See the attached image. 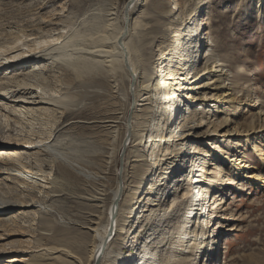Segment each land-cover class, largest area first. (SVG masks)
<instances>
[{"label":"bare ground","instance_id":"bare-ground-1","mask_svg":"<svg viewBox=\"0 0 264 264\" xmlns=\"http://www.w3.org/2000/svg\"><path fill=\"white\" fill-rule=\"evenodd\" d=\"M28 1V4H31L30 0ZM51 1L42 0L41 5ZM230 1L232 0H221L220 3ZM205 3L208 1L128 0L121 6L120 11L117 10V7L110 8L105 21H98L99 23L80 21V26L85 30L88 28V44L84 42L76 45L74 40L78 34L75 29L77 26L73 28L76 23L70 21L60 23V19L56 17L64 12L63 3H59L56 7L59 10H48L49 15L40 20L38 25L48 23L47 26H51L48 32L41 33V30L38 33L34 29L37 34H33L30 29H18L17 25L5 32L6 39L0 43V91L4 92L3 98L10 96L5 100L11 99L7 101L15 112L35 111L41 114L48 112L63 114L60 108L64 106L62 105L63 101L69 98L70 84H67V81L62 82L60 75H53L64 89V92L57 97L53 96V93L48 94L45 88L46 81L43 77V80L36 82L48 63V65L51 64L50 69L56 68L57 72L64 71V74H68L76 81H80V78L83 77L82 68V70L86 69L85 75L90 76L91 80L107 81L111 89L114 90L112 94L115 95L112 98L116 102H123L116 94L119 87H122L126 93L123 111L122 109L121 112L112 110L108 117L92 121H76V115H74L70 119L73 121L64 125L65 127H92L109 133L107 149L101 156L103 165L99 173L96 172L98 173L97 179L103 181L95 184V187L89 188L90 193H86L83 198V201L93 209L86 214L83 224L79 225V228L86 231L83 234L89 237V243L86 241L75 242V240L72 243L65 240L61 241L62 243L59 242L60 244L50 245L51 247L39 246V250L36 251L38 253L34 251L36 254L32 256L33 259H27L23 264H43L44 260L51 261V264H101L109 254L107 252L111 247L113 251L111 257L106 258V264H123L125 262L123 249L125 248L128 251L130 249L135 252L139 251L140 255L135 264H147L145 258L147 250H151L157 257L153 264H217V241L219 239H222L225 245L221 249L224 250V253L227 252L229 246L225 243V239L228 238L233 228L229 227L226 222L231 221V217L227 214V208H223L224 196H218L220 197L218 200L214 194L208 197L206 183H210L212 186L216 184L212 180L211 170L209 172L208 169H205L207 174L195 186V194L186 204L181 218L176 223L174 222L172 227H169L175 220L178 199H186L189 194L190 190L186 183L188 177L190 176L189 181H192L195 176L192 177L190 174L202 171L205 164L209 165V161L205 158L196 157L197 148L193 147V144L203 136L196 131L205 127L203 126L205 122L206 126L213 128L212 132L220 127L226 128L228 122L231 121L225 117L207 119L206 116H215L212 113L221 115L230 106L229 104L235 103L236 96L248 99L252 93L248 87L244 90L240 89L239 85L245 84L246 80L235 74L234 70L237 68L240 70V67L233 63L229 53L222 51V40H216V36H214L216 32L205 33V28L210 25L207 21L209 18L204 20V17L198 16ZM173 4L174 9H171ZM36 5L38 4L36 3ZM242 8L240 6L236 8L238 9L237 14L241 13ZM175 9L178 12V19L181 20L180 23L177 19H173ZM250 9L257 14L259 24L264 27V0H254ZM150 13L154 14L155 19L148 26V23L143 22V18L148 17ZM163 13L167 15V21L159 18ZM118 14L121 17L119 25L116 22ZM195 19L196 27L192 29L191 24ZM68 20L70 19L68 18ZM68 28H70L69 32ZM165 28L169 29L167 31L171 33L162 34ZM168 36H172L173 41L170 43H167L169 42ZM31 37H34L32 45L28 40ZM156 42L160 55L158 60L168 62L170 65L166 72L158 77H153L155 76L154 71L146 64L147 59L140 54L139 48L143 45L154 46ZM173 45H177V47L172 52ZM199 62L202 63L198 65ZM54 63H58L59 66H52ZM57 72H55L56 75ZM243 73L245 72H240L242 75ZM16 79L18 82H22V87L18 85L17 90L14 91L5 86L7 82V84H10L11 81L16 83ZM209 87H211V93L205 91ZM241 91L244 94L238 95ZM253 94V104L248 105L249 111H253L249 121L244 120L239 126L234 125L236 130L226 129V134L233 135L236 139L244 135V138L250 140L257 139L259 134L264 133L262 101L255 91ZM181 104H183L182 107ZM215 104L218 106H214ZM217 111L219 112L217 113ZM151 112H153V117L155 115L158 117L154 118L156 121L154 124L149 122V118L152 116ZM262 117L263 119H261ZM161 120L163 122L158 125ZM5 135L3 130L0 131V227L6 224L10 228L8 230L0 229V240L10 237V234L26 235L31 238L30 234L22 233L26 229H29L30 232L32 230L33 222L29 220V216L33 217L38 211L35 210L38 208L37 204L42 202V196L56 197L60 191H58V178L50 173H44L40 168V170H33V167H29V160L37 159L39 161L41 156L39 152L44 150L51 152L56 142L45 143V141L39 140L37 143L30 139L17 140ZM248 145L250 144L248 143ZM117 147L119 150L114 162L116 171L112 175L114 187L107 189L109 187L107 183H110L111 180L108 178L111 175L110 162ZM186 147H189V152L185 150ZM60 149H55L56 154L54 153L53 156L66 164L61 162L58 165V172H56L67 177L71 174L72 177L75 175L72 174L73 171H69L64 166H73L72 160L69 159L70 156L66 155L67 152L65 154V151ZM211 149H213L212 157L216 158V161L224 160L226 162L223 174L229 175L228 173H230L233 178L244 179L249 183L264 187V175L256 176L257 174L255 175L253 172L257 168L253 164L246 166L242 160L244 157H241L239 152L230 156L227 150L222 149L221 146L218 148L214 146ZM213 152L217 155L221 154V156L217 158ZM121 153L125 165L119 174L117 162ZM145 153L149 156V164H145L141 159ZM188 157L191 158V170L186 176H183L182 170ZM131 158H134L132 162L137 164V166H132L136 172H132L130 176L135 185L131 188V192L129 191L130 193L125 195V183L128 179H126L125 168ZM55 161L57 162V160ZM75 161L77 160L75 159ZM91 161L80 163L79 166L83 169L93 167L94 165L90 164ZM219 163L222 164L221 161ZM73 169L75 168L73 167ZM242 171H246V173L242 174ZM80 183L82 184V182ZM157 183L158 188L154 189ZM180 186L182 188L178 191ZM107 196L110 197V202L105 207ZM205 204L208 206L205 207ZM152 217L156 219L157 223L155 227L152 226L154 229L150 233L151 235L146 237L145 234L138 241V237L143 234ZM38 222L40 223V220ZM136 224L139 225L137 229H134ZM1 237L3 238L1 239ZM79 238L81 239L80 235ZM10 245L9 242L1 246L0 253H16L17 251L13 252L12 249L7 248ZM9 262L13 263L14 261L11 259ZM222 264L228 263L225 261Z\"/></svg>","mask_w":264,"mask_h":264},{"label":"rangeland","instance_id":"rangeland-1","mask_svg":"<svg viewBox=\"0 0 264 264\" xmlns=\"http://www.w3.org/2000/svg\"><path fill=\"white\" fill-rule=\"evenodd\" d=\"M127 1L128 0H59V1L52 0L51 2H47L48 4L45 3V5H41L42 0H34V1L30 0L31 4H28L29 3L28 0H0V28L2 26L1 28L2 30L0 29V43H2L6 39V37H4V35L6 34L5 32H8L10 28L16 27V25L18 26L17 27L18 29L20 28H24V29L26 28L27 30L30 29L31 33L33 34L36 31L40 33L41 30H42L41 33L48 32L51 26H47L49 25L48 23L46 24L44 23L43 25H38L40 20H42L43 17H45L46 15L47 16L49 15L50 12L48 13V10L51 11L53 9H57L56 7L59 5V3L61 4L63 3V6L65 7L64 12L62 13L63 15L60 14L57 15L56 17L60 19V23L62 21L63 22L70 21L72 23H76L75 25H73V28L77 26V28L75 29H77L76 32L78 34L76 35V38L74 40L75 41L74 43L76 45H78L79 43L83 44L84 42L88 44L87 42V40L89 39V37L87 38V36H89V34H87L88 28H86L85 30L84 27L80 26V21L83 20L87 23H90L92 21L93 23H99L101 21H105L107 19L106 18V15L108 13L107 11H109L110 8L117 7V10H119L121 9V6H123ZM207 1L208 3H205V6L198 15L199 17L200 16L204 17V20L206 18H209L207 21L209 22L210 25L209 27L205 28V33L211 31L216 32L214 34V36H216V40L217 39L222 40V51L229 53L231 55L232 60L234 61L233 63L240 67V70L239 68L234 70L235 74L245 78L246 80L245 84L241 83L243 85L241 86L239 85L240 89L244 90V88L248 87V89L251 90L252 93L250 94V97L248 99L241 98L242 96L241 97L236 96L234 100L235 103L229 104L230 105L229 107L225 105L227 109L221 115L212 113L215 116L212 115H211L212 117L206 116L207 119L208 118L220 119L225 117V119L231 121L228 122L226 128L220 127L217 128L215 132H212L213 128L211 129L210 126H206L205 125L206 122H205L203 123V126L205 127L200 128L196 131V133L203 135L201 139L195 141V144H193V147L197 148L196 157L205 158L207 161H209V165L205 164L204 165L205 168H203L202 171L200 172L197 171L195 173L193 171L194 173L190 174L192 177L195 176L192 178V181H189L190 176L187 179L188 182H186L187 180L185 181L190 190L189 194L187 195L186 199L184 198L182 200L178 199L179 204L178 203L177 204L179 206L177 205V209L175 210V220L172 221L169 227L170 226L172 227L178 221V219L181 218L182 213H184L186 204H188V202L193 198V195L195 194L196 191L194 189L195 186H197L200 183V181H202L203 177H205V175L207 174L206 173L207 171H205V169H208L209 172L211 170L212 180L215 181L216 184L212 186L210 185V183L205 182L207 184L206 187L209 192L208 197L214 194L218 200L220 198L218 196L220 195L224 196L223 201L225 202V204H223L224 205L223 208L225 207L227 208V212H228L227 214L228 216L231 217L230 218L231 221L226 222V224L229 225V227L232 226L231 228H233V231L229 234L228 238L225 239L226 240L225 243L229 246L226 253H224V250L221 249L225 247L222 239H219V241H217L216 259L218 261L217 260L215 261H217V264L225 263V261L228 264H264V187H262L261 185L249 183L247 180L245 181L244 179L242 180L240 178H233L230 173H228L229 175L223 174V172H225L224 168L226 162L224 160H220L222 164L219 163L220 161L218 162L215 160L216 158L212 157V152H211L213 150L211 148L214 146H216L217 148L221 146L222 149L227 150V153L230 156H233L235 153L238 154L239 152V155H241V157L242 156L244 157L242 160L245 162L246 166L253 164L257 168V170L253 172L255 175L257 174L256 176L264 175V133L259 134L257 139L252 138L250 140L249 138H244L243 137L244 135L241 138L236 139L235 137H233V135H228L225 133L226 129L229 128L233 130L234 125L239 126L241 123H243L244 120L249 121V118L251 117L250 115L251 113H253V111L252 110H250L252 112L249 111L248 105L253 104L252 100L254 98V94H253L254 91L258 94L260 101H262L261 108L264 110V27L263 25L259 24L258 22L259 19L257 18V14L254 11L252 12L251 10L252 8L250 9V6L252 7L254 0L252 1L232 0L230 2H224V3H220L221 0H207ZM36 3L39 6L36 5ZM239 6L243 8L241 13L237 14L238 9L236 8L237 7L239 8ZM170 8L174 9V4L171 5ZM68 18L70 20H68ZM159 18L164 21L168 20V17L165 13H163ZM154 19H155L154 14L150 13L148 17L143 18V22L145 24L148 23L149 26L151 22L154 21ZM173 19L175 20L177 19L179 23L181 21L179 20L180 18L178 19V12L176 11V9L173 11ZM116 22L118 23V25L121 23V17L119 16V14L117 16ZM23 24H25L26 26ZM191 26L192 29L196 27V19L195 21L193 20ZM70 28H68V32ZM182 29H184V27H182ZM167 30L169 29L165 28V31H163L162 34L168 35V33H171L168 32ZM171 37L168 36L169 42L167 43L173 41ZM28 40H30L32 45V41L34 40V37L28 38ZM157 45L158 43L156 42L154 46L149 47L143 45V47L139 48L140 54L143 56V58L147 59L146 64L154 71L155 76L153 77H158L160 74L166 72L168 66L170 65V64L168 65V62H163L162 60L160 61L158 60L160 55L158 51L159 48L157 47ZM176 47L177 45L172 46L171 48L172 52L176 49ZM23 49L25 50L26 48ZM161 62H163L162 65H160ZM200 63L202 62H199L198 65H200ZM249 63L251 64L249 65ZM48 64L47 65L45 64L46 67L43 68V70L45 69L46 71L44 70L41 72L40 78L36 79V82L41 81L44 78V80L46 81L45 88L48 94L51 95V93H53L52 95L53 96L55 95L57 97H59L60 94L64 92V89H63V85H61L60 82H58L59 80L56 79L54 76L60 75V77H62L61 78L62 82L67 81L68 82L67 84H70V88L68 87L69 98L63 101L64 103L62 105L64 106L60 108L63 114L61 115L57 112H56L57 114L55 112H54L55 114L52 112L41 114L35 111L27 112V113L15 112L13 107H11V105H9V102L7 101V100L10 101L11 99L5 100L10 96L7 97L5 96V98H3L4 96L2 94L4 92L0 91V128H1L0 131L3 130L4 135L5 134L7 135V136L5 135L6 137L9 136L10 138L13 139L16 138L17 140L30 139L37 143L39 142V140L42 142L45 141V143H50L51 141L56 142L54 143L55 146H53L51 152L47 150L39 152V154H41L39 161L37 159H32V160L28 159V160L30 161L29 167L30 166L31 168L33 167L32 168L33 170L35 169L36 171V169L40 168L42 171H44V173L47 174L50 173L52 174V176H56L58 178L57 181L59 185L58 191L60 192L59 195L56 197L49 196L46 198L42 196L41 197L42 202H40L39 205L37 204L38 208L35 210L38 211L33 217L31 215L29 216V220H32L33 222L32 223L33 228L31 227L32 229L31 232L29 231V229L23 230V232L22 231L21 232L23 234H28V235L30 234L31 238L27 237L26 235L10 234V237L6 238L5 240H0V248L4 244L10 242L11 245L10 247L7 248L12 249L13 252L17 251L16 253L10 252L8 254L0 253L1 255L0 264H23V262L26 263L25 261H27V259H31V258L33 259L32 256L38 253L36 251L39 250V246L42 247L47 245L48 247H51L56 243L60 244L65 240H68L69 242L72 243H74V240L75 242L82 243L86 241L89 243V237L83 234L86 231L79 228V225L81 226L83 224L84 217L86 216L87 213H89L93 209L85 201H83V198L86 196V193H90V189L92 187H95L96 186L95 184L103 181L102 179H97L96 176L98 175L101 166L103 165L101 162L102 160L101 156L102 153L107 149L109 133H107L102 129H96L92 127L89 128L83 126H77V127L74 126L65 127V126L68 125L71 121H73L70 119H72L71 117H73L74 115H76L75 118L76 121L101 120L103 118L108 117L109 114L112 112V110H117L121 112V109L123 111L125 108L124 101H125L126 93L124 89H122V87H119L116 93L118 97L123 101L122 103H120L113 100L112 97L115 94H112L114 90L111 89L109 83L105 80L102 81L91 80L90 76L87 77V75H85L86 69L84 70H82L83 68L81 69V72H83L82 73L83 77L80 78V81H76L71 76H68V74H64V71L57 72L58 70L56 71V68L50 69L51 64L50 65ZM52 66H59V65L58 63H54V65L52 64ZM55 72H57V75ZM240 72H245V73H243L242 75L240 74ZM13 73H15V71H13ZM16 81L18 82V79H16ZM16 83H13L11 81L10 84L7 85L5 84V86L15 91L17 86L18 85L20 86L22 82H20L19 84ZM13 85L15 88L13 87ZM20 87H22V85ZM205 91L207 93H211L212 92L211 87L207 88ZM242 93L244 94V92L241 91V93H239L238 95H242ZM182 105L183 104H181V107ZM6 106L8 109L5 108ZM214 106H218V104H215ZM218 112L219 111H217V113ZM37 113H39L40 116L39 114L37 115ZM51 113L54 115H52ZM44 115L45 117H43ZM150 115L152 116L151 118H149V122L151 124L156 123V121H154V118H158V117L156 115L153 117V112H151ZM261 119H263V117ZM162 122L163 120L159 121L158 125H161ZM259 125H260V117H259ZM234 130H236V127ZM248 143L250 145H248ZM64 144L66 145L64 146ZM188 148L189 147L185 148L187 152H189ZM55 149L64 150L65 154L67 152L66 155L70 156L69 159L72 160L73 166L71 167L68 165H64V166L68 168L69 171H73L72 174L75 175H72L71 177L70 174L69 177H67V176H61L59 173H57L58 165H60L61 162L63 164L66 163L53 156L54 153L56 154ZM118 150L119 148L117 147L116 153L113 155L112 161L110 162L111 175L108 178H110L111 180L110 183H107V186H109L107 189H112L114 187V182L112 181V177H113L112 175L116 171V166L114 162L117 159L116 155ZM68 151H70L71 154ZM127 153L128 151L126 152V154ZM214 155L217 154L214 153ZM220 156L221 154H218L217 158ZM123 158H124L123 154L121 153V156L119 157V161L117 162V168H118L117 172L119 174L122 172V169L125 165V163L123 162ZM42 159L45 161H43ZM75 159L77 161H75ZM133 159L134 158H131L128 161L127 163L128 166H126L127 169L125 168L126 179L128 178L125 183V187L127 190V191L125 190V195L126 193L127 194L130 193L131 188L134 187L135 185L134 182L131 180L132 178H130L132 172L133 173L136 172V169H132V166L134 165L137 166V164H134V162H132ZM141 159L145 164L146 163L149 164L150 159L148 154L145 153L144 157H142ZM55 160H57V162ZM89 161L92 162L90 164H93L94 165L93 167L83 169L81 166H79L80 163H86ZM190 165H191V158L188 157L187 162L185 163V167H183L182 170L183 176H186L188 171L191 170ZM73 167L75 169H73ZM76 173H78V175H76ZM244 173H246V171H242V174ZM65 179L68 181H66ZM76 179H78L79 181L78 180L76 181ZM62 180L65 182H63ZM80 182H82V184ZM81 187H83V189H81ZM156 188H158V183L154 187V189ZM181 188L182 186L178 188V191ZM181 193H183V191H181ZM109 202H110V197L107 196L105 201V207L108 206ZM206 206H208V204L207 205L205 204V207ZM39 220L40 223L42 221L43 224L41 223L40 225V223L38 222ZM149 222L150 223L146 225L143 234L140 237H138V241H140L145 234L146 237L151 235L150 233H152L157 221L154 217H152ZM138 225L136 224L134 229H137ZM1 228H3L4 230H8L10 227L6 224H3L2 227H0V229ZM79 235L81 236V239L79 238ZM2 238L3 237H1V239ZM34 251L36 253H34ZM112 251H113L112 247L108 249L107 253L109 254L104 258L105 260L103 259L101 264H106L105 262L106 258L109 259L108 257H111ZM145 253H146L145 258L147 259V264H153V261L157 259L155 254H153L151 250H147ZM123 254L125 259L124 260L125 262L123 264H135L136 259L140 255L139 251L135 252L131 249L128 251L126 250V248L123 249ZM11 259L12 261H14L13 263L9 262ZM47 261L44 260L42 261V263L43 264L52 263L51 261L48 262Z\"/></svg>","mask_w":264,"mask_h":264}]
</instances>
